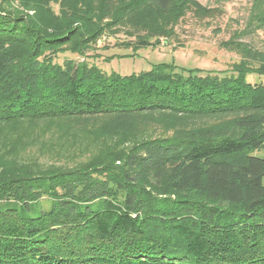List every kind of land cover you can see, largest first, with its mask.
<instances>
[{"label": "trees", "instance_id": "1", "mask_svg": "<svg viewBox=\"0 0 264 264\" xmlns=\"http://www.w3.org/2000/svg\"><path fill=\"white\" fill-rule=\"evenodd\" d=\"M14 1L0 0V264H264V159L251 155L264 148V85L247 81L264 76V51L236 36L219 44L238 56L224 72L107 75L54 58L105 35L155 48L187 15L220 11L16 0L30 16ZM263 26L253 0L245 28Z\"/></svg>", "mask_w": 264, "mask_h": 264}, {"label": "rangeland", "instance_id": "2", "mask_svg": "<svg viewBox=\"0 0 264 264\" xmlns=\"http://www.w3.org/2000/svg\"><path fill=\"white\" fill-rule=\"evenodd\" d=\"M24 1L29 4H34L35 1L36 4L41 3L40 0ZM196 1L204 6L216 8L220 13L213 19L202 21L187 15L176 29V41L160 40L158 47L139 48L135 45L125 44L129 43V40L123 35H105L85 55L64 52L57 54L54 61L58 64H62L64 60L87 61L88 64L95 65L107 75L114 73L120 76L148 71L156 65L175 66L177 69L186 70L202 69L224 72L238 61V56L221 49L219 47L221 42L238 36L241 41L250 44L251 49L264 51V26L259 30H254V32L251 29L247 30L248 27L245 28L253 0ZM13 4L17 10H22L30 16L35 15L31 6L28 8L16 0ZM60 4L61 6L72 7L77 3H73L72 0H58L53 6L55 13H58ZM75 7L77 8L78 5ZM73 24L77 25L78 22ZM247 81L252 85H264V76L248 75ZM198 120L200 119L189 120L185 124L198 126L201 124ZM166 121L171 125L175 123L182 125L185 122L183 119L173 118L166 119ZM207 121L215 123L216 120L207 119L204 123H208ZM251 155L264 159V148L253 152Z\"/></svg>", "mask_w": 264, "mask_h": 264}]
</instances>
